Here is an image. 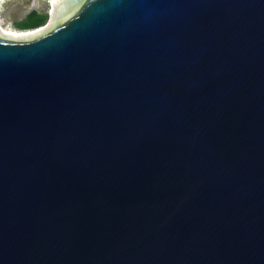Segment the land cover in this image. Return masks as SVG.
Returning a JSON list of instances; mask_svg holds the SVG:
<instances>
[{"label": "water", "instance_id": "1", "mask_svg": "<svg viewBox=\"0 0 264 264\" xmlns=\"http://www.w3.org/2000/svg\"><path fill=\"white\" fill-rule=\"evenodd\" d=\"M52 18L0 29V264H264V0Z\"/></svg>", "mask_w": 264, "mask_h": 264}, {"label": "rangeland", "instance_id": "2", "mask_svg": "<svg viewBox=\"0 0 264 264\" xmlns=\"http://www.w3.org/2000/svg\"><path fill=\"white\" fill-rule=\"evenodd\" d=\"M33 10L48 13L49 19L44 26L51 23V25H49L45 30L32 35L34 37L35 35H40L50 29L54 23V19H51L52 14H50L52 12L51 0H6L0 8V21L7 30H20L15 23L23 20Z\"/></svg>", "mask_w": 264, "mask_h": 264}, {"label": "trees", "instance_id": "3", "mask_svg": "<svg viewBox=\"0 0 264 264\" xmlns=\"http://www.w3.org/2000/svg\"><path fill=\"white\" fill-rule=\"evenodd\" d=\"M49 19L48 13L38 10L31 11L23 20L17 21L15 24L20 30H35L44 26Z\"/></svg>", "mask_w": 264, "mask_h": 264}, {"label": "bare ground", "instance_id": "4", "mask_svg": "<svg viewBox=\"0 0 264 264\" xmlns=\"http://www.w3.org/2000/svg\"><path fill=\"white\" fill-rule=\"evenodd\" d=\"M51 4H52V10H51L52 12L50 14L54 13L55 0H51ZM49 25H51V23ZM49 25L40 27V28L35 29V30H25V31H23V30H7V29L4 28V26L2 25V23L0 21V29H1V31L7 37H10L12 39H27V38H32V37H29V36H32L34 34H37V33L41 32V31L45 30L46 28H48ZM20 37H25V38H20Z\"/></svg>", "mask_w": 264, "mask_h": 264}, {"label": "flooded vegetation", "instance_id": "5", "mask_svg": "<svg viewBox=\"0 0 264 264\" xmlns=\"http://www.w3.org/2000/svg\"><path fill=\"white\" fill-rule=\"evenodd\" d=\"M47 1H49V0H47Z\"/></svg>", "mask_w": 264, "mask_h": 264}]
</instances>
